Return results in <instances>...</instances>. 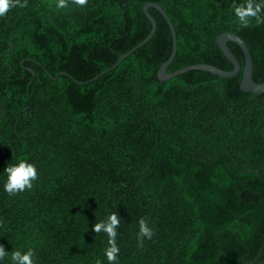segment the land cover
I'll list each match as a JSON object with an SVG mask.
<instances>
[{
    "label": "trees",
    "instance_id": "1",
    "mask_svg": "<svg viewBox=\"0 0 264 264\" xmlns=\"http://www.w3.org/2000/svg\"><path fill=\"white\" fill-rule=\"evenodd\" d=\"M12 0L0 15V244L34 264H264V93L240 90L216 36L237 34L264 80V23L242 25L245 0ZM36 166L31 188L9 193L5 169ZM31 180V178H30ZM119 219L117 259L96 223ZM152 230L140 235V221Z\"/></svg>",
    "mask_w": 264,
    "mask_h": 264
},
{
    "label": "clouds",
    "instance_id": "2",
    "mask_svg": "<svg viewBox=\"0 0 264 264\" xmlns=\"http://www.w3.org/2000/svg\"><path fill=\"white\" fill-rule=\"evenodd\" d=\"M78 5H85L87 0H75ZM66 0H59L58 7H65ZM12 5V0H0V15L4 14ZM235 16L238 22L242 25L250 23L251 18H255L256 23H264V0H245V3L234 8ZM7 173V181L4 188L9 193H15L24 189L25 185L31 188V181L36 179L37 171L33 163H28L25 160H20L19 163L8 166L5 169ZM31 178V180H30ZM119 219L115 213L108 216L107 221L96 223L93 228L95 232H105L109 237L110 247L106 249V257L109 261L117 259L119 248L116 245V226L119 224ZM140 235L151 237L152 230L147 226L144 220L140 221ZM7 255L3 244H0V258ZM12 260L15 264H34L32 251L21 253L19 250L12 253Z\"/></svg>",
    "mask_w": 264,
    "mask_h": 264
},
{
    "label": "water",
    "instance_id": "3",
    "mask_svg": "<svg viewBox=\"0 0 264 264\" xmlns=\"http://www.w3.org/2000/svg\"><path fill=\"white\" fill-rule=\"evenodd\" d=\"M148 7H153L157 9L160 14L165 19L169 30L171 34V52L168 56V58L158 67L157 69V78L160 81H167L183 72H186L191 69L196 70H203L208 73L217 75L219 77H232L237 75L241 70V65L239 63V60L236 58L234 53L231 51V49L228 47V42H233L239 46L243 53L244 57V66L242 69V77L240 81V90L243 92H252L255 94L264 93V80L263 81H255L253 79V67H252V58L251 54L249 52V49L246 45V43L243 41L241 37H239L237 34L232 32H223L216 36V43L219 47L220 51L224 54V56L231 62L233 68L231 70H224L221 68H218L214 65L207 64V63H195L191 64L182 68H179L173 72H168V66L170 65L171 61L173 60L176 50H177V35L173 26V23L171 19L169 18L168 14L162 9V7L155 3V2H147L143 6V12L145 16L149 19L151 23V30L147 34V36L141 40L139 43H137L134 47H132L130 50L125 52L124 54H121L118 58V60L109 68L103 70L98 75L94 77L97 78L99 75L108 72L109 70L115 68L125 57H127L129 54H131L133 51H135L137 48L142 46L144 43L148 42V40L152 37V35L155 32L156 29V21L155 19L149 14Z\"/></svg>",
    "mask_w": 264,
    "mask_h": 264
}]
</instances>
